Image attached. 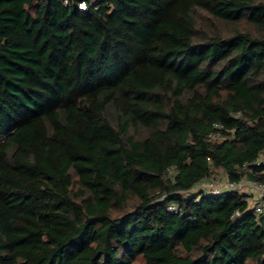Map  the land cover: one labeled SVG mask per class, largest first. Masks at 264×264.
<instances>
[{
  "label": "trees",
  "instance_id": "trees-1",
  "mask_svg": "<svg viewBox=\"0 0 264 264\" xmlns=\"http://www.w3.org/2000/svg\"><path fill=\"white\" fill-rule=\"evenodd\" d=\"M65 1L0 0V264H264L195 190L264 183V0Z\"/></svg>",
  "mask_w": 264,
  "mask_h": 264
},
{
  "label": "built area",
  "instance_id": "built-area-1",
  "mask_svg": "<svg viewBox=\"0 0 264 264\" xmlns=\"http://www.w3.org/2000/svg\"><path fill=\"white\" fill-rule=\"evenodd\" d=\"M67 3V0L65 1ZM84 7V4H81ZM264 161V152H260L257 162ZM246 189L253 193L248 195V202L251 209L256 214L264 213V183L255 179L242 178L239 181H233L229 178L222 179L220 176L215 178L205 177L195 185V190H203L207 193L217 195L226 190H239L245 192ZM170 210H176V206L171 204L168 206Z\"/></svg>",
  "mask_w": 264,
  "mask_h": 264
},
{
  "label": "rangeland",
  "instance_id": "rangeland-1",
  "mask_svg": "<svg viewBox=\"0 0 264 264\" xmlns=\"http://www.w3.org/2000/svg\"><path fill=\"white\" fill-rule=\"evenodd\" d=\"M207 16H208L207 13H205V12H203L201 10H199L196 13V17L199 20V25H201L203 28L210 29L211 28V26H210L211 20L208 19ZM219 176L222 179H227L228 178L227 175L224 172H222V171L220 172Z\"/></svg>",
  "mask_w": 264,
  "mask_h": 264
},
{
  "label": "crops",
  "instance_id": "crops-1",
  "mask_svg": "<svg viewBox=\"0 0 264 264\" xmlns=\"http://www.w3.org/2000/svg\"><path fill=\"white\" fill-rule=\"evenodd\" d=\"M245 192L248 193V194L253 193V192H252L251 190H249V189H246Z\"/></svg>",
  "mask_w": 264,
  "mask_h": 264
}]
</instances>
